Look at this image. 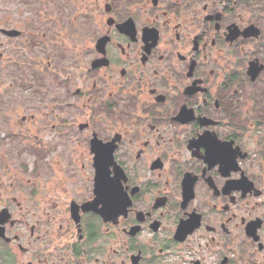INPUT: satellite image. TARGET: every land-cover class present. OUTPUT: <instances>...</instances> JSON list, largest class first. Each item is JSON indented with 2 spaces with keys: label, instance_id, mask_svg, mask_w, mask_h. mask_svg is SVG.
<instances>
[{
  "label": "flooded vegetation",
  "instance_id": "flooded-vegetation-1",
  "mask_svg": "<svg viewBox=\"0 0 264 264\" xmlns=\"http://www.w3.org/2000/svg\"><path fill=\"white\" fill-rule=\"evenodd\" d=\"M0 264H264V0H0Z\"/></svg>",
  "mask_w": 264,
  "mask_h": 264
},
{
  "label": "rangeland",
  "instance_id": "rangeland-1",
  "mask_svg": "<svg viewBox=\"0 0 264 264\" xmlns=\"http://www.w3.org/2000/svg\"><path fill=\"white\" fill-rule=\"evenodd\" d=\"M11 5L13 6V10H20L21 6H20V2H11Z\"/></svg>",
  "mask_w": 264,
  "mask_h": 264
}]
</instances>
